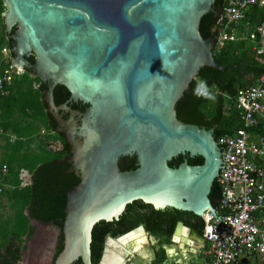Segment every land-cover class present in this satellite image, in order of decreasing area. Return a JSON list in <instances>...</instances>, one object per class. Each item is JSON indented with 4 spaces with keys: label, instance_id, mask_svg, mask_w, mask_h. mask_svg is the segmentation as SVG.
Masks as SVG:
<instances>
[{
    "label": "water",
    "instance_id": "1",
    "mask_svg": "<svg viewBox=\"0 0 264 264\" xmlns=\"http://www.w3.org/2000/svg\"><path fill=\"white\" fill-rule=\"evenodd\" d=\"M2 1L10 62L41 80L49 130L65 142L63 158L20 172L39 230L22 263L96 264L109 234L100 262L121 264L140 224L215 216L217 136L229 132L215 128L221 100L212 119L197 109L209 96L194 78L230 94L258 78L254 56L214 59L224 0ZM172 240L204 243L182 222Z\"/></svg>",
    "mask_w": 264,
    "mask_h": 264
},
{
    "label": "built area",
    "instance_id": "2",
    "mask_svg": "<svg viewBox=\"0 0 264 264\" xmlns=\"http://www.w3.org/2000/svg\"><path fill=\"white\" fill-rule=\"evenodd\" d=\"M254 6L264 13V0H225L212 46L214 54L227 42L247 40L261 69L254 84L235 93L241 127L217 138V143L224 146L215 178L220 188L218 208L216 217L209 211L202 215L205 242L191 256L199 254L204 259L194 264H252L264 257V21L253 28L246 21L247 11ZM21 73L23 70L10 62L9 47L0 46V97L9 93L14 78ZM2 134L5 133L0 126ZM5 135L11 142L16 138ZM7 172V165H1L0 203L8 187L1 177ZM209 228L211 232L207 231Z\"/></svg>",
    "mask_w": 264,
    "mask_h": 264
},
{
    "label": "trees",
    "instance_id": "3",
    "mask_svg": "<svg viewBox=\"0 0 264 264\" xmlns=\"http://www.w3.org/2000/svg\"><path fill=\"white\" fill-rule=\"evenodd\" d=\"M4 9L3 1L0 0V46L7 45L9 47V42L3 33L1 13ZM246 21L250 24L251 28L262 23L264 21L263 10L255 6L251 7L247 11ZM213 56L216 61L228 65L254 56L257 74L259 75L260 73L261 65L252 50V44L247 40L227 42ZM200 82L204 83L200 86L201 92L208 93L209 98L197 109L207 119H212L214 118L219 100H221L222 112L215 128L229 132L225 134H233L237 128L241 127L239 110L234 102L236 92L230 94L216 88L208 84L201 76L194 78L195 89H197ZM255 82L256 79L247 85L254 84ZM39 84H41V80L38 77L30 76L27 70H25L14 78L9 93L0 97V126L5 134H13L16 137L11 142L7 135H0L5 138L0 166L6 164L8 168L7 174L1 177L2 181L8 185L4 189L3 196L14 211L13 218L0 221V245L5 243L10 232L16 229V227L20 229L22 225L25 227L26 223L29 222V216L23 215V212L34 186L27 185L22 187L20 185V170L26 169L32 172L36 164L46 162L45 159L47 158L48 151L45 149L44 140L39 138L41 128L49 127L41 103L42 93L35 88ZM208 196L213 207L218 208L220 188L216 180L213 181ZM200 218L204 223V219L201 216ZM188 224L195 227L198 225V230L202 233L204 224L201 225L196 221L192 224L190 220H188ZM168 242V239H164L159 247L157 245L152 247L154 260L150 264H167L164 261L167 258L164 244Z\"/></svg>",
    "mask_w": 264,
    "mask_h": 264
},
{
    "label": "flooded vegetation",
    "instance_id": "4",
    "mask_svg": "<svg viewBox=\"0 0 264 264\" xmlns=\"http://www.w3.org/2000/svg\"><path fill=\"white\" fill-rule=\"evenodd\" d=\"M41 129H43V132H41L40 130L39 138L44 140L46 151L51 153V156L47 157L45 161L47 162V161L63 158L65 142L59 137H57L55 134H53L49 130V127L48 128L42 127ZM28 173L31 174V172L29 171ZM6 203L3 202L2 204H0V207L2 205H6ZM13 215H14V211L11 208V212L2 221H6L7 219L13 218ZM188 220H190V222L194 224V220L190 219L188 216H185L182 220H178V221H172V220L156 217L154 219H151L137 226V227H141L142 230L138 229L137 233H134V237L132 240H136L137 243L135 245H136V248L138 247L137 249H139L140 247L142 251L144 247H148V249H150L152 253L153 246L157 245V247H159V245L164 239H168L169 242L167 244H164L165 253L167 255V258L164 261L167 264L178 263L181 259H183L182 257L183 255H185V257L187 255L190 256L191 253H193L196 249V247H193V246H187L182 243H174L172 240L178 222H182L184 226L188 228L196 229L199 232L198 230L199 226L196 225L195 227L193 225H189ZM37 231H39L37 227L35 225L29 224V222L26 223L25 227H23L22 225V227L19 230L14 229L13 231H11L5 243L0 245V248H3L2 253L0 254V264H23L21 260L23 259L24 256L27 257L30 247L32 246L35 247L38 245L37 244L38 242L35 241L36 239L35 236H36ZM199 234L203 238L202 233L199 232ZM41 236H44V231L41 232ZM108 237L113 238L109 234H106V237L102 245V248H101L96 264H101L100 260L103 256L104 249L107 247L106 240ZM203 245L204 243L202 244V246ZM131 246H132L131 244L127 245L128 249L132 250L131 251L132 253L126 256L125 260H123L121 264H150V263H153V260H154L153 254L151 255V258L147 260L144 254L141 255L140 253H135L137 252V249L133 250ZM31 260L36 261V259H34L33 256Z\"/></svg>",
    "mask_w": 264,
    "mask_h": 264
},
{
    "label": "rangeland",
    "instance_id": "5",
    "mask_svg": "<svg viewBox=\"0 0 264 264\" xmlns=\"http://www.w3.org/2000/svg\"><path fill=\"white\" fill-rule=\"evenodd\" d=\"M4 142H5V138L4 137H1L0 136V158L2 157V155H3V145H4ZM47 157H50L51 156V153L50 152H47V155H46ZM4 203H6V200L4 201ZM9 204L8 203H6V205H2L1 207H0V221H2V220H4L5 218H6V216L11 212V208L8 206ZM9 208H8V207ZM202 218H203V216H202ZM16 230H19V228L18 227H16ZM137 242L136 241H132V242H130L129 244H131L132 246H131V248L133 249V250H135V249H137L136 248V244ZM135 246H134V245ZM193 247H196V249H195V251H198V247H199V245L198 244H194L193 245ZM2 249L3 248H0V254L2 253ZM141 251V249H140V247H139V249H137V252H135V253H140L141 255H145L146 256V259L148 260L149 258H151V255H152V253H151V250L150 249H148V247H144L143 249H142V251ZM138 255V254H137ZM201 259H202V257H198V258H196V259H194V258H191V260H189L186 264H193L194 262H200L201 261ZM252 264H264V257H258L255 261H253V263Z\"/></svg>",
    "mask_w": 264,
    "mask_h": 264
},
{
    "label": "bare ground",
    "instance_id": "6",
    "mask_svg": "<svg viewBox=\"0 0 264 264\" xmlns=\"http://www.w3.org/2000/svg\"><path fill=\"white\" fill-rule=\"evenodd\" d=\"M206 214H208V213H204V215H206ZM134 233H137V231H135V232H133L132 234H130V235H128L126 238H124V242H127V241H129V240H132L133 239V237H134ZM205 242V241H204ZM198 257H202L201 255H199V254H197L196 255V257H190V259L189 260H191V258H194V259H196V258H198ZM204 258L202 257V259H201V261L203 260ZM188 260V261H189ZM188 261H185V263H187ZM200 261V262H201ZM181 264H183L182 262H180ZM194 263H199V262H194ZM193 263V264H194Z\"/></svg>",
    "mask_w": 264,
    "mask_h": 264
},
{
    "label": "clouds",
    "instance_id": "7",
    "mask_svg": "<svg viewBox=\"0 0 264 264\" xmlns=\"http://www.w3.org/2000/svg\"><path fill=\"white\" fill-rule=\"evenodd\" d=\"M202 84H204V83H203V82H200V83L198 84V87H197V90H196V94H197V95H200V94L208 95V93H206V92L201 93L200 86H201ZM207 231H208V232H211L212 229L209 228V229H207Z\"/></svg>",
    "mask_w": 264,
    "mask_h": 264
},
{
    "label": "crops",
    "instance_id": "8",
    "mask_svg": "<svg viewBox=\"0 0 264 264\" xmlns=\"http://www.w3.org/2000/svg\"><path fill=\"white\" fill-rule=\"evenodd\" d=\"M4 201H5V198L3 197V199H2L0 204H2ZM182 257H183V259H181L179 262L183 263L185 261H188L190 259L191 255L190 256L187 255L186 257H185V255H183Z\"/></svg>",
    "mask_w": 264,
    "mask_h": 264
}]
</instances>
